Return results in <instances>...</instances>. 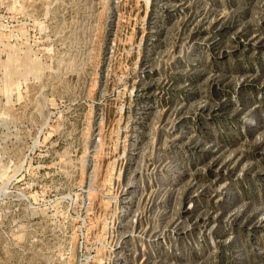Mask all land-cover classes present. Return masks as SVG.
Wrapping results in <instances>:
<instances>
[{
	"label": "rangeland",
	"instance_id": "rangeland-1",
	"mask_svg": "<svg viewBox=\"0 0 264 264\" xmlns=\"http://www.w3.org/2000/svg\"><path fill=\"white\" fill-rule=\"evenodd\" d=\"M0 264H264V0H0Z\"/></svg>",
	"mask_w": 264,
	"mask_h": 264
}]
</instances>
